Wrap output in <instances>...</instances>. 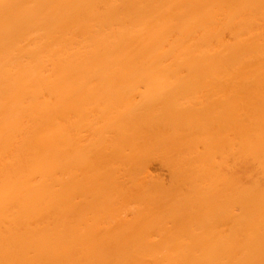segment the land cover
Returning a JSON list of instances; mask_svg holds the SVG:
<instances>
[{"label": "bare ground", "instance_id": "6f19581e", "mask_svg": "<svg viewBox=\"0 0 264 264\" xmlns=\"http://www.w3.org/2000/svg\"><path fill=\"white\" fill-rule=\"evenodd\" d=\"M0 264H264V0H0Z\"/></svg>", "mask_w": 264, "mask_h": 264}, {"label": "rangeland", "instance_id": "374dc122", "mask_svg": "<svg viewBox=\"0 0 264 264\" xmlns=\"http://www.w3.org/2000/svg\"><path fill=\"white\" fill-rule=\"evenodd\" d=\"M230 75L232 76V74H230ZM231 80H232V77H231ZM210 81H211V79L208 80V82H210ZM209 86H210V85H209ZM205 88H207V87H205ZM226 88H228V87H224V89H226ZM207 89H213V88H207ZM221 89H223V88L221 87ZM228 89L231 90V88H228ZM231 93H232V90H231ZM231 93H230V95H232ZM78 118H79V121H78V139H79V143H80L81 140L84 139V137H85V133H86V132H85V125H84L85 121H84V118H83L81 112L79 113V117H78ZM232 131H233V133H234V130L232 129V127H230V128H228V130H227L226 132L223 133V136H222V137H221V136L219 137V138H222V139H219L220 141L215 143V145H216V144L218 145L217 148L215 147V145L213 146V143L211 142V138H210V141L208 140V141L210 142V144L208 143L210 146L206 144V141H205V142H199V144H198L200 148L202 147V148H201L202 150L205 149V148L208 146V147H207V150L205 149L204 153L202 152V150L199 151V153L201 152V153L204 154V155L206 154V156H207V154H209V155L215 154V155H213L212 158H214V156H215V158H218L217 160H215V159H213V160H215V161L217 162V164H216V165H217V166H216L217 168H216V169H218V171H219L220 173H221V172H222V174L224 173L223 176H225V175L227 174V171H228V168H229V167L226 166V163H227L228 161H229V162H232V160H233V162H234V159L232 158V157H233L232 155H229V156H232V157H231V160H229L230 157H228L229 159L226 157V158H227V159H226L227 162L224 163L225 166H226V167H225L221 162H219V161H222L221 159H219V157H220V153H218V154H216V153L221 151V152H228V153L233 154V145H232V142H234V141H231V144H230V145H231V148H230V149H229V148L226 149V146H227V147H230V145L228 146L226 143H229L230 140H231V139L227 138L226 136L229 134L230 136L233 137V135H234L235 133L233 134ZM226 133H227V134H226ZM229 135H228V136H229ZM225 137H226L227 139H226ZM233 138H235V135H234ZM232 140H233V139H232ZM228 141H229V142H228ZM225 142H226V143H225ZM211 143H212V145H211ZM218 143H219V144H218ZM223 144H225V149L223 148V147H224ZM217 145H216V146H217ZM221 146H222V147H221ZM197 147H198V146H197ZM209 147H210V148H209ZM211 147H212V149H211ZM219 147H220V148H219ZM195 148H196V147H195ZM215 148H216V149H215ZM218 148H219V150L217 151ZM221 148H222V149H221ZM196 149H197V148H196ZM196 149H195V150H196ZM208 149H210V150H213V149H214V150H215V153L212 152V151H210V150H208ZM220 149H221V150H220ZM197 150H199V149H197ZM197 150H196V151H197ZM222 150H223V151H222ZM225 150H226V151H225ZM208 151L211 152V153H209ZM206 152H207V153H206ZM197 153H198V152H197ZM177 154H178V153H177ZM177 154H176V155H177ZM225 154H226V153H225ZM216 155H217V156H216ZM223 155H224V154L221 153V157L224 158ZM226 156H228V155H226ZM175 157H176V156H175ZM208 158H209V157H208ZM210 158H211V157H210ZM210 160H211V159H210ZM218 160H219V161H218ZM157 162H158V163H157ZM233 162H232V163H233ZM232 163H231V164H232ZM221 164L223 165L224 168L222 167ZM231 164H230V165H231ZM220 165H221V166H220ZM227 165H229V164H227ZM150 166H151L150 170H152L153 173L155 172L156 174H161V175H159V176H161V177L164 176L163 179L165 178V179L167 180V178L170 177V176H169L168 169L166 168V166L164 167L162 164H160L159 161H157V160H153ZM162 166H163V167H162ZM167 173H168V174H167ZM129 197H130V198H129ZM132 197H133V198H132ZM134 197H136V196H128V198L126 197V200H123L124 203H123V204H120V205H121V208H122L124 211H126L127 209H129V208L132 206V205H129L130 207L128 208V207H127V206H128L127 203H131V202H132V204L137 203V206H139V205H138L139 202H140V204H141V200H140L139 198L137 199V197L134 199ZM128 199H130L131 202H129ZM134 200H135L136 202H134ZM133 202H134V203H133ZM121 203H122V202H121ZM124 204H125V205H124ZM123 205H124L127 209H126L125 207H123ZM132 207H133V206H132ZM134 207H136V204H135ZM123 210H122V211H123ZM127 211H128V210H127ZM123 213H125V212H123ZM107 215H110L109 217H112V214H111V213H110V214H107ZM201 216H203L204 218L206 217V216H204L203 214H201ZM198 217H199V216H198ZM207 220H208V219H207ZM207 220H206V221L203 220V222H207ZM162 221H165V219L162 218V220L160 221L161 223H160L159 225L164 224V223H162ZM166 221H167V220H166ZM166 221H165V223H166ZM200 221H201V220H200ZM201 222H202V221H201ZM168 223H170V222H167L166 224L168 225ZM170 225H172V223H170ZM161 226L163 227V225H161ZM164 226H165V225H164ZM203 226H205V225H203Z\"/></svg>", "mask_w": 264, "mask_h": 264}]
</instances>
